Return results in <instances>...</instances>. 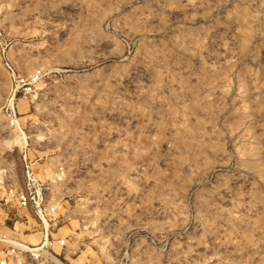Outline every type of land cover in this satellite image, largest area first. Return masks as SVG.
I'll use <instances>...</instances> for the list:
<instances>
[{
	"label": "rangeland",
	"instance_id": "rangeland-1",
	"mask_svg": "<svg viewBox=\"0 0 264 264\" xmlns=\"http://www.w3.org/2000/svg\"><path fill=\"white\" fill-rule=\"evenodd\" d=\"M26 164L64 264H264V0H0L3 186Z\"/></svg>",
	"mask_w": 264,
	"mask_h": 264
},
{
	"label": "built area",
	"instance_id": "built-area-1",
	"mask_svg": "<svg viewBox=\"0 0 264 264\" xmlns=\"http://www.w3.org/2000/svg\"><path fill=\"white\" fill-rule=\"evenodd\" d=\"M0 180V188H3L1 200L4 203H16L19 208L31 211L37 222L43 225V237L33 245L24 241L8 239L6 235H0V264H64L59 259L58 246L61 250L66 246L65 240L54 238L48 230L47 220L44 216L55 212V207L48 206L40 197L44 190L43 183L38 179L31 165H25L23 182L20 187L3 186ZM51 221L52 219L49 218ZM1 246V245H0Z\"/></svg>",
	"mask_w": 264,
	"mask_h": 264
},
{
	"label": "crops",
	"instance_id": "crops-1",
	"mask_svg": "<svg viewBox=\"0 0 264 264\" xmlns=\"http://www.w3.org/2000/svg\"><path fill=\"white\" fill-rule=\"evenodd\" d=\"M42 233V232H41Z\"/></svg>",
	"mask_w": 264,
	"mask_h": 264
}]
</instances>
